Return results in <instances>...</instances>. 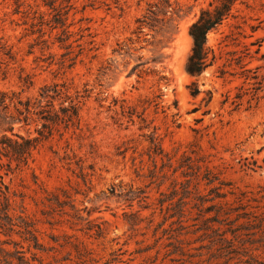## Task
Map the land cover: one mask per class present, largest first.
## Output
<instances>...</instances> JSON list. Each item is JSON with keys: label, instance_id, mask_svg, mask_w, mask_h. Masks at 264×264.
Wrapping results in <instances>:
<instances>
[{"label": "rangeland", "instance_id": "1", "mask_svg": "<svg viewBox=\"0 0 264 264\" xmlns=\"http://www.w3.org/2000/svg\"><path fill=\"white\" fill-rule=\"evenodd\" d=\"M214 1L0 0V93L34 103L41 88L56 86L55 110L78 108L6 179L16 210L36 222L46 248H57L42 255L45 263L71 264V248L60 245L74 235L100 263L116 252L123 264H264V224L205 222L215 209L200 216L191 206L211 197L208 188L194 192L182 176L189 166L208 167L253 200L258 208L248 211L264 212V0L237 1L207 36L212 64L190 77L188 27ZM145 16L152 20L139 30ZM226 95L242 96L235 110L221 105ZM12 127L33 138L40 123L29 116ZM151 133L163 155L153 154ZM182 203L190 219L164 223ZM97 226L102 238L84 235Z\"/></svg>", "mask_w": 264, "mask_h": 264}, {"label": "trees", "instance_id": "2", "mask_svg": "<svg viewBox=\"0 0 264 264\" xmlns=\"http://www.w3.org/2000/svg\"><path fill=\"white\" fill-rule=\"evenodd\" d=\"M237 1L215 0L207 8L202 9L197 19L188 27V35L191 39L192 46L184 65V72L190 77L199 76L212 64L215 57L207 45V36L210 32L220 27L226 19L232 17L233 7ZM149 13L154 15L153 11H149ZM151 20V16H145L141 21H138L140 24L139 30L144 25H148L147 22ZM232 55L233 53H230V56ZM246 65H241V68L244 69L243 73L251 72L252 70L245 69ZM257 69L255 68L254 70ZM224 75L225 72L220 70L218 77L222 79ZM247 79L245 78V80ZM252 79H256V75L252 76ZM188 89L190 96L193 98L199 94L194 83ZM58 96L59 93H57L56 86L41 88L38 99L34 103H30L28 99L21 101L19 98H15L14 94L7 98L5 93H0V128L6 125L5 128H2L0 135V264H51L50 262L45 263L42 255L48 252L53 254L57 253L56 247L46 248L40 242V233L36 228V222L26 216L21 207L19 210H16L13 205V197H15V194L11 191L6 179L11 174L27 166L32 152L43 141H46L52 135L53 131H57L58 122L68 126L72 118L78 117L76 104H70L68 108L60 107L58 112L55 110L53 102L57 100ZM241 97V95H236L234 100H229V96L226 95L221 101V105H225L230 101V105H233L235 110L239 105L236 103ZM253 99L256 100L257 104L259 98L254 97ZM14 103L20 107L19 109H14L16 116H5L8 107ZM247 103L249 104V102ZM249 108L250 105L247 109ZM29 116H36L37 122L40 123V127L35 130L36 136L29 138L13 133V123L17 122L27 125ZM7 132L10 133V136ZM148 141L154 155H163L159 147V142H156L157 138L155 134L151 133L148 136ZM164 156L167 157L165 154ZM168 161H170V158H168ZM188 169L192 171L191 174H182V176L191 179L185 181L184 185L186 188L192 184V190L196 192L197 187L203 183L208 188L207 196H211L208 199L202 196H196L194 198V204L191 206V209L196 210L200 216L203 213H209L215 209V216L205 219V222L221 224L223 222H236L242 219L247 220L251 225L262 226L264 224V212L256 214L252 210L248 211L249 209H257L258 207L250 206V202L253 200L248 198L245 192L238 191L233 188L231 183L220 180L208 167H204L203 173L199 172V166H189ZM192 181L194 182L192 183ZM112 193L113 191L111 190ZM188 194H192V192L188 191ZM228 197L232 199V204L235 205L232 209L229 208L230 205L226 202ZM215 200H219L220 203L211 205L208 208L202 207L204 203ZM183 206V203L179 204L177 214H172L168 218H164V223L173 217L176 218V221L170 223L171 225L181 224L184 220L185 222L188 221L190 219L188 218L190 212L184 210ZM227 210H232L235 213L232 221H230L229 217H225L229 214ZM220 216L225 218L220 220L218 218ZM74 217L80 220L77 214ZM46 223L50 229H53L56 225V223L50 221ZM162 225L163 223L159 224L157 228H160ZM86 229L84 235L88 238L97 240L103 237V230L98 226L96 230H92V228ZM227 232L228 230H225L223 234ZM63 238L64 244L60 246L67 245L71 248L72 257L68 259L71 264H123V261L119 257L120 254L116 252L110 254L108 260L100 263V260L91 257V251L87 249L86 245L78 237L74 235H63ZM50 239L57 244V237L50 236ZM51 258L57 262L55 256H51Z\"/></svg>", "mask_w": 264, "mask_h": 264}]
</instances>
